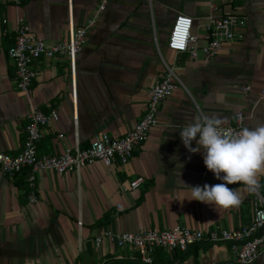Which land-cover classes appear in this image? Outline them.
<instances>
[{"label":"crops","instance_id":"1","mask_svg":"<svg viewBox=\"0 0 264 264\" xmlns=\"http://www.w3.org/2000/svg\"><path fill=\"white\" fill-rule=\"evenodd\" d=\"M68 3L0 0V151L16 155L21 150L30 104L58 111L59 119L46 129L37 148L59 153L75 144L84 148L102 132L113 137L127 133L144 113L148 91L166 66L174 67L179 82L159 106L158 125L124 166L109 170L95 161L64 176L41 171L37 203L27 201L24 174L0 175V264H138L127 247L105 240L96 245L95 236L106 227L142 232L177 225L204 230L248 224L251 194L243 184L228 185L240 197L228 209L217 211L189 200L188 187L222 181L207 169L202 152L187 150L180 130L200 113L228 125L242 112L244 127L264 124V0H222L220 12L245 18L238 27L244 37L224 43L214 58L175 54L167 47L178 14L192 18V32L204 43L208 0H110L87 31L74 73L65 58L40 59L27 99L15 87L7 52L14 24L24 20L46 43L65 40ZM96 6L97 0H71L74 26L84 25ZM246 84L251 87L247 92L242 90ZM139 176L144 181L137 189H118L119 181ZM259 184L262 194L264 175ZM162 258L175 264H209L230 259L231 253L226 242L202 241L186 251L157 249L154 263L164 264ZM254 264H264V252Z\"/></svg>","mask_w":264,"mask_h":264},{"label":"built area","instance_id":"2","mask_svg":"<svg viewBox=\"0 0 264 264\" xmlns=\"http://www.w3.org/2000/svg\"><path fill=\"white\" fill-rule=\"evenodd\" d=\"M109 2L110 0H97L94 13L84 25L76 27L69 0L67 37L55 43H46L43 37L32 31L27 22L22 19L16 20L13 44L8 49V56L14 65L15 87L24 93L27 99L37 73L36 63L40 59L65 58L74 73L77 55L86 43L87 31L107 8ZM221 2L222 0H208L210 11L204 24L203 44H200V37L192 32V18L184 14L176 15L167 38L168 49L175 54L187 53L190 57L201 55L204 58H214L224 43L243 39L244 34L238 27L245 24V18L236 13L220 12ZM2 22L5 23L6 19ZM178 82L174 67L166 66L161 79L155 81L148 91L144 113L127 133L113 137L102 132L96 134L84 148L75 144L59 153L40 152L37 148V143L44 136L46 129L59 119L58 111L54 108L44 111L30 104L22 148L16 155L0 151V175L13 177L17 173L24 174L28 189L27 201L37 203L36 178L41 171L53 170L59 176H64L71 171L78 172L82 167L95 161H100L109 170L117 165L124 166L130 161L136 148L148 139L150 131L158 125L159 106L173 93ZM250 88V85L246 84L242 90L247 92ZM261 93L264 94V90ZM245 119L242 112H237L234 123L224 127L240 130L244 128ZM24 169H27L25 173ZM143 181L142 176L127 183L119 181L118 189L122 193L134 190ZM260 187L250 192L249 223L237 228L227 229L216 225L198 230L177 225L163 229L148 228L142 232H114L106 227L95 236L94 243L100 245L105 240L115 243L120 248L127 247L130 258L138 264H155L154 253L157 249L171 253L175 250L186 251L189 246L202 241L226 242L229 244L231 258L209 264H254L264 252V196L260 192ZM117 208L121 210L122 205L117 204Z\"/></svg>","mask_w":264,"mask_h":264},{"label":"clouds","instance_id":"3","mask_svg":"<svg viewBox=\"0 0 264 264\" xmlns=\"http://www.w3.org/2000/svg\"><path fill=\"white\" fill-rule=\"evenodd\" d=\"M217 116L200 113L180 130V138L190 153H203L204 164L222 183L188 187L189 200L219 209L240 203L237 191L228 185L243 184L249 192L256 191L259 177L264 175V124L237 130L224 127ZM195 141L196 147H192ZM191 156H189V160Z\"/></svg>","mask_w":264,"mask_h":264},{"label":"trees","instance_id":"4","mask_svg":"<svg viewBox=\"0 0 264 264\" xmlns=\"http://www.w3.org/2000/svg\"><path fill=\"white\" fill-rule=\"evenodd\" d=\"M25 1H27V0H22V2H25ZM13 44V43H12ZM12 44L8 47V49L12 46ZM8 49H7V52H8ZM260 186H261V189L263 188V185L262 184H260ZM263 190V189H262ZM262 194H263V196H264V193H263V191H262ZM103 221V220H102ZM105 222L107 221V219H105L104 220ZM104 223V222H103ZM162 257L163 258H165L164 257V255L162 254ZM162 258V259H163ZM164 261H163V263L165 264V263H168V262H171V260H169L168 258H166V259H163Z\"/></svg>","mask_w":264,"mask_h":264}]
</instances>
